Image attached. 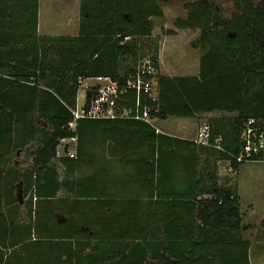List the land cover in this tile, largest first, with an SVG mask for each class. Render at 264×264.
<instances>
[{"label": "trees", "instance_id": "16d2710c", "mask_svg": "<svg viewBox=\"0 0 264 264\" xmlns=\"http://www.w3.org/2000/svg\"><path fill=\"white\" fill-rule=\"evenodd\" d=\"M256 1L236 0L228 19L212 0L187 3L175 26L201 31L200 73H158L154 101L127 83L145 59L159 71L162 0H81L77 35H40V0H0V264H251L239 188L219 169L247 163L237 159L251 119L264 129ZM91 77L126 87L118 106L148 107L153 119L228 115L208 120L209 145L134 117H85L71 129L79 79ZM71 138L76 157L59 156ZM31 146L30 167L14 165Z\"/></svg>", "mask_w": 264, "mask_h": 264}, {"label": "rangeland", "instance_id": "374dc122", "mask_svg": "<svg viewBox=\"0 0 264 264\" xmlns=\"http://www.w3.org/2000/svg\"><path fill=\"white\" fill-rule=\"evenodd\" d=\"M193 1L199 0H162L165 17L154 19L155 30L153 34L160 39V55L163 54V63L165 67L167 66L166 68L171 66L181 68L182 65L198 68L200 54L197 48L193 46L195 38H191V32L180 30L176 35L168 34V31L178 30L175 26L176 20L180 17L186 18L185 5ZM212 1L217 3L224 19H228L236 13L234 8L236 0ZM251 1L257 3L256 0ZM39 4L38 31L40 35H77L79 33L81 0H40ZM198 35L201 36L200 31ZM183 57L188 58L186 65L183 63ZM159 66H161L160 63ZM197 72V69H189L186 72L181 71L183 74H195ZM158 73L167 75L160 68L159 71L157 70V75ZM79 103L82 107L84 100L80 99ZM223 114L228 115L220 112L212 115ZM212 115L202 116L200 126L204 127L208 117ZM184 120L181 118L169 119L168 125L171 127L172 132H178ZM41 125L45 126V124ZM34 148V146H31L28 150H20L14 160V165L21 168L30 167L31 160L28 158V154ZM55 166L62 170L57 161ZM219 175L222 183L227 182L228 185L239 187L242 196L243 215L246 218V223L249 224V231L246 236L251 242V263L264 264V162H247L241 166L239 171H235L231 168L230 162L224 161L220 163ZM19 199L21 204L24 205L25 198L22 193L19 194ZM148 264L155 263L150 261Z\"/></svg>", "mask_w": 264, "mask_h": 264}, {"label": "built area", "instance_id": "2783aa9c", "mask_svg": "<svg viewBox=\"0 0 264 264\" xmlns=\"http://www.w3.org/2000/svg\"><path fill=\"white\" fill-rule=\"evenodd\" d=\"M157 69L154 62L145 59L139 66L138 74L134 80L128 81L127 87L136 90L139 94L146 92L155 101L157 99ZM79 93L77 107L72 110L74 120L70 123L71 129H75L77 120L80 118L105 119V118H128L134 117L151 124L153 118L150 115V109L145 107L142 114L131 109H121L118 106V100L122 97L127 88L122 89L120 84L110 77H91L79 79ZM81 92V93H80ZM87 92L93 93V98L87 109ZM80 99L84 100L83 106L80 107ZM139 107V102L137 103ZM257 121L251 119L243 131L242 139L244 146L241 154L237 159L239 162H264V129L256 127ZM209 128L206 127L200 133L198 143L209 145ZM221 139H218L220 141ZM77 138L64 139L59 147V156L76 157ZM68 146V148H66ZM220 148V147H218ZM67 149V151H65ZM62 150V154H61Z\"/></svg>", "mask_w": 264, "mask_h": 264}, {"label": "crops", "instance_id": "0c3cea01", "mask_svg": "<svg viewBox=\"0 0 264 264\" xmlns=\"http://www.w3.org/2000/svg\"><path fill=\"white\" fill-rule=\"evenodd\" d=\"M174 30H175V34H171V35L178 34V31H180V30H182L184 32H191V38L192 37L195 38L194 39L195 41L193 42V46H194V48H197L195 44L201 37L200 35H198L200 30H190V29H178V30L174 29ZM200 33H201V31H200ZM198 36H200V37L198 38ZM197 50L199 51V54H200L198 68H196V66H193L192 68H190V67L183 66V65L181 66V68H177L176 66H171L170 68H166L167 66L165 67V65L163 63V57H162L163 54H161L160 55V60H159V63L161 65L160 66V70H162V72H166L167 73V75H165V74H162V75L170 76V77L198 76L199 73H200L201 51H200L199 48H197ZM178 60H181V59H178ZM182 60H183L184 65H186V62H187L188 58L187 57H183ZM189 69H197L198 72L195 73V74H183V73H181V71L186 72ZM213 113H216V112L202 114V115H199L197 118H181V119H185V120H184L183 123H181L178 132H172L171 127L168 125L169 119L176 118V117H169V118H166V119L155 118V119L152 120L151 124L156 128L157 132L160 133V134L168 135V136H172V137H177V138L184 139V140L197 142V140L199 139L198 137H199L200 133H202V131L205 129V127L208 126L207 122H208V120L210 118H212V117H221V116L225 115V114H223V115L216 116V115H212ZM220 113H222V112H220ZM205 115H212V116H209L205 126L201 127L200 126L201 125L200 122L202 121V119H200V118L202 116H205ZM239 193H240V190H239ZM240 196H241V193H240ZM242 208L243 207H242V196H241V212L243 214V209ZM248 225L249 224L246 223V218L243 215V227H244V230L242 231V234H243L244 239L249 241V239L246 236L247 232L249 231ZM250 253H251V250H250ZM150 261L154 262L155 264H158L157 260L149 259L148 262H150ZM148 262H147V264H148ZM250 262H251V254H250Z\"/></svg>", "mask_w": 264, "mask_h": 264}]
</instances>
